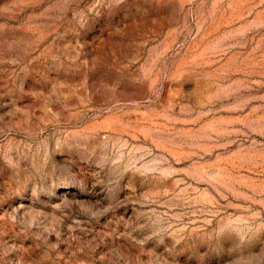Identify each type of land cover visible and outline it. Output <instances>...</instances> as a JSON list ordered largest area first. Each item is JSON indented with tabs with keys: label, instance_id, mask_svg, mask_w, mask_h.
<instances>
[{
	"label": "rangeland",
	"instance_id": "1",
	"mask_svg": "<svg viewBox=\"0 0 264 264\" xmlns=\"http://www.w3.org/2000/svg\"><path fill=\"white\" fill-rule=\"evenodd\" d=\"M0 264H264V0H0Z\"/></svg>",
	"mask_w": 264,
	"mask_h": 264
}]
</instances>
